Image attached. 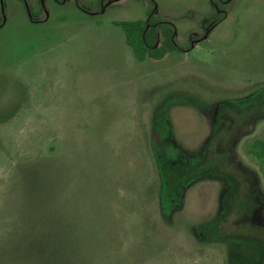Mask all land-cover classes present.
<instances>
[{"label": "rangeland", "instance_id": "rangeland-1", "mask_svg": "<svg viewBox=\"0 0 264 264\" xmlns=\"http://www.w3.org/2000/svg\"><path fill=\"white\" fill-rule=\"evenodd\" d=\"M151 7L183 53L138 62ZM256 137L264 0H0V264H264Z\"/></svg>", "mask_w": 264, "mask_h": 264}, {"label": "trees", "instance_id": "trees-1", "mask_svg": "<svg viewBox=\"0 0 264 264\" xmlns=\"http://www.w3.org/2000/svg\"><path fill=\"white\" fill-rule=\"evenodd\" d=\"M99 1L101 3L103 0ZM112 24L122 29L125 43L131 49L134 58L138 62H143L146 59L159 60L171 52L183 53V48L176 43L173 26L166 20L155 16L153 7L147 11L144 19L113 20ZM158 40H160L159 43ZM253 99L249 101L251 109V106L254 105ZM244 106L247 108L245 104ZM243 152L256 162L258 169L264 174V138L256 137L245 141ZM162 176L165 186L172 185L173 180L168 176V172ZM243 193L244 191H241L237 202L233 203L234 205L237 204L238 212H244L246 209L247 204L242 197Z\"/></svg>", "mask_w": 264, "mask_h": 264}, {"label": "flooded vegetation", "instance_id": "flooded-vegetation-1", "mask_svg": "<svg viewBox=\"0 0 264 264\" xmlns=\"http://www.w3.org/2000/svg\"><path fill=\"white\" fill-rule=\"evenodd\" d=\"M234 213L235 214L237 213L238 215H241L243 212L236 211ZM228 216L229 215H227V217L224 216V218L222 219V221L220 222V224L217 226V231L219 230V233L224 231L223 229L225 228V225H226L225 222H227ZM221 224H222V226H221Z\"/></svg>", "mask_w": 264, "mask_h": 264}]
</instances>
